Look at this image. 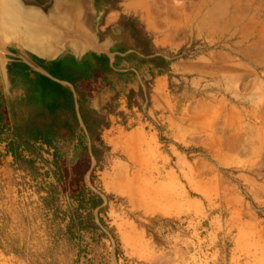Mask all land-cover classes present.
Wrapping results in <instances>:
<instances>
[{
  "label": "rangeland",
  "instance_id": "1",
  "mask_svg": "<svg viewBox=\"0 0 264 264\" xmlns=\"http://www.w3.org/2000/svg\"><path fill=\"white\" fill-rule=\"evenodd\" d=\"M102 1L100 14L93 0L89 1V19H93L97 30L102 29L104 18L116 13L119 18L136 16L144 27L153 26L154 30L148 32L154 39L175 28L187 37L184 45L174 48L181 50H163V55L174 60L203 61L205 72L178 75L169 93L177 108L186 102L194 105L206 95L209 104L215 97L221 99L224 106L218 112L214 129L235 132L233 136L240 133L241 141L234 145L240 147L238 151L244 157L224 165L211 158L200 141L173 143L184 158L182 163L172 158L179 181V213L172 219L144 218L131 209L123 188H112L110 177L122 172L127 161L124 153L115 148L112 132L105 133L110 158L97 175L104 195L111 198L107 216L119 244L116 247L106 242L104 250H94L79 262L73 248L64 243L51 244L48 226L37 208V196L32 190L18 188L19 174L1 165L0 243L5 247L17 241L23 255H7L0 250V264H223L232 252V238L242 222L257 221L264 238V0ZM133 5L135 12L130 9ZM119 33L116 29L113 35L117 37ZM199 79L203 90L190 88L189 81ZM147 111L145 102L141 112H137L141 124L163 138L161 150L170 155V142L164 131L158 132L162 125L159 117H151ZM246 133H252L253 143L242 142V136L250 137ZM88 163L64 165L62 193H69L81 181L91 185L88 176L93 160ZM120 182L129 184L122 176ZM214 218L218 234L209 229ZM131 223L144 232L141 241L128 235L127 225ZM248 239L237 246L245 257L241 262L246 259L251 264H264V241L252 234ZM148 254L156 255V259H145Z\"/></svg>",
  "mask_w": 264,
  "mask_h": 264
},
{
  "label": "trees",
  "instance_id": "2",
  "mask_svg": "<svg viewBox=\"0 0 264 264\" xmlns=\"http://www.w3.org/2000/svg\"><path fill=\"white\" fill-rule=\"evenodd\" d=\"M93 2L98 11L101 0ZM118 29L117 37L110 33H97V37L116 41L114 48L120 54L131 50L124 56L126 61L149 66L150 79L142 80L139 92L131 91L126 96L128 109L141 112L143 103L146 102L148 109L150 107L148 94L156 77L167 76L170 81L179 79L171 74L170 66L175 60L155 55L154 37L136 16H121ZM114 50L110 49V53ZM33 64L44 69L38 61ZM57 65L52 72L54 76H50L72 85L74 92L24 65L6 68L10 96L0 92V145L12 159L13 172L19 174L18 188L32 190L37 196V208L48 226L51 244L64 243L73 248L79 262L81 258L87 259L94 250H104L106 242L116 247L119 244L113 237L107 216L111 198L104 195L97 173L108 165L110 158V147L102 138L110 128L109 116L121 118L124 127H127V121L115 110L117 95L106 105L104 113L97 112L77 85L90 81L95 75L112 74L105 55L90 52L80 62L64 58ZM171 85L172 82L169 89ZM143 117L148 120L146 115ZM164 129L161 125L158 132ZM159 141L163 142L161 136ZM87 160L89 165L93 160L88 176L91 185L81 181L69 193H62L60 188L66 179L64 165ZM18 194L21 191L18 190ZM0 250L7 255H23L17 241L7 243L5 247L0 243Z\"/></svg>",
  "mask_w": 264,
  "mask_h": 264
},
{
  "label": "crops",
  "instance_id": "3",
  "mask_svg": "<svg viewBox=\"0 0 264 264\" xmlns=\"http://www.w3.org/2000/svg\"><path fill=\"white\" fill-rule=\"evenodd\" d=\"M131 11L135 12V5L130 7ZM102 13V9L98 10ZM96 13L94 12V16ZM88 19L85 27L78 26L71 22V28L76 34L74 36H63L55 39L51 38V44L46 43H26L22 42H8L1 45L2 53L0 55V92L6 97L10 96L9 83L7 79L6 68L8 66L24 65L30 70H33L40 75L67 87L74 92L72 85L64 81H58L50 75L54 76L52 72L58 68L57 63L65 58H72L80 62L86 54L93 52L95 54L105 55L109 59V67L112 69V74L101 77L95 75L88 82H78L77 85L80 90L85 92L90 101V106L97 112L104 113L106 105L110 100L117 95L116 112L124 116L127 121V126L135 125L130 130H124L121 118L118 116H109L110 128L103 133V140L105 142V133L111 131V140L116 145L115 140L122 139V137H129L134 140L133 147L138 155L127 157L119 150L126 158L127 167H122V172H116L114 175L118 178H123L129 183L127 189H124V195L127 197L131 209L137 212L144 218H160L172 219L179 213V181L177 170L173 165L174 161L180 163L184 158L176 150L173 143H187L191 141H200L204 150L213 159H218L221 163L228 164L235 162L242 156L239 146L234 145L235 142L241 141L240 133L235 132H218L214 129V122L218 117V112L224 106V102L215 97L213 103L209 104L205 97L196 100L193 105L190 102L184 103L178 110L173 97L169 93L170 81L167 76L156 77L151 85L149 91L150 107L147 115L159 117L160 123L164 125V135L170 142L171 146L169 154H165L161 150L158 133L152 129H146L141 124L139 113L134 110H129L127 106L126 96L129 92L137 93L141 89L142 80L150 79L149 66H137L135 63L126 61L124 56L131 52L126 51L120 54L116 47L117 42L108 37L98 39L97 33L114 34L118 29L119 17L116 13L110 14L104 18L102 29L94 28L93 19ZM146 31H153L154 27L149 25L145 27ZM53 39L56 40L53 44ZM88 42L92 43L89 45ZM187 37H183L175 29L170 30L164 36L157 37L153 40L155 55H163L162 51L175 52L181 49ZM36 49L39 53L32 50ZM168 48V49H162ZM110 49H115L114 53H110ZM117 61L115 62V59ZM38 61L44 66V69L36 68L33 61ZM203 61L190 62L183 60H175L171 63V74L174 76H187L193 71L198 70L205 72L203 68ZM201 80H190L189 86L193 90L202 89L203 84ZM75 100V96H74ZM136 112V113H135ZM133 115V116H131ZM242 136V142L253 143L255 138L252 133ZM240 137V138H239ZM236 138V139H234ZM234 140V141H233ZM233 141V142H231ZM117 146V145H116ZM119 149V148H118ZM172 158H175L173 161ZM12 159L4 152V146L0 145V166L11 169ZM210 232L218 234V226L216 219L210 222ZM127 233L132 239L141 241L145 238L144 232L136 224L131 223L127 225ZM252 234L263 243V232L260 224L257 221L242 222L235 230L232 238L233 249L228 257H225L223 264H251L245 258L239 248L243 241L249 240V235ZM149 261L156 259V255H146ZM241 262V263H240Z\"/></svg>",
  "mask_w": 264,
  "mask_h": 264
},
{
  "label": "bare ground",
  "instance_id": "4",
  "mask_svg": "<svg viewBox=\"0 0 264 264\" xmlns=\"http://www.w3.org/2000/svg\"><path fill=\"white\" fill-rule=\"evenodd\" d=\"M90 0H75V4L72 7H67L65 9V15L67 19L78 26L85 27L87 21L90 16ZM51 31L47 29H42L39 27L32 26L28 24L26 21L22 20L14 10H11L10 7L6 6L3 0H0V47L1 45L8 42H22L26 43L28 46L29 43H46L51 44L52 40ZM53 44L55 41L53 39ZM89 40H86V43ZM31 47V46H30ZM36 53H39L36 49H33ZM2 53V49H0V55ZM116 145L115 148L118 150H122V152L129 157L136 156L137 151L133 147L134 140L129 137H122V139L115 140ZM112 183V188L116 190L127 189L129 184L120 182V178L117 176L110 177Z\"/></svg>",
  "mask_w": 264,
  "mask_h": 264
},
{
  "label": "water",
  "instance_id": "5",
  "mask_svg": "<svg viewBox=\"0 0 264 264\" xmlns=\"http://www.w3.org/2000/svg\"><path fill=\"white\" fill-rule=\"evenodd\" d=\"M6 6L28 24L51 31V37L76 35L65 15L75 0H3Z\"/></svg>",
  "mask_w": 264,
  "mask_h": 264
},
{
  "label": "built area",
  "instance_id": "6",
  "mask_svg": "<svg viewBox=\"0 0 264 264\" xmlns=\"http://www.w3.org/2000/svg\"><path fill=\"white\" fill-rule=\"evenodd\" d=\"M145 109V107H143V110Z\"/></svg>",
  "mask_w": 264,
  "mask_h": 264
}]
</instances>
